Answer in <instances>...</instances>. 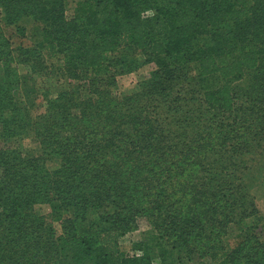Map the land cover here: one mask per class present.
<instances>
[{
  "label": "trees",
  "instance_id": "1",
  "mask_svg": "<svg viewBox=\"0 0 264 264\" xmlns=\"http://www.w3.org/2000/svg\"><path fill=\"white\" fill-rule=\"evenodd\" d=\"M21 18L42 26L13 46ZM132 47L162 64L119 97L109 65ZM0 62V144L30 123L18 63L91 71L42 92L39 155L0 147V264H153L149 239L178 254L168 264H264V240L243 224L264 192V0H81L71 18L65 0H0ZM43 202L63 233L34 211ZM141 218L151 236L126 254L120 237Z\"/></svg>",
  "mask_w": 264,
  "mask_h": 264
},
{
  "label": "rangeland",
  "instance_id": "2",
  "mask_svg": "<svg viewBox=\"0 0 264 264\" xmlns=\"http://www.w3.org/2000/svg\"><path fill=\"white\" fill-rule=\"evenodd\" d=\"M79 1L81 0H65V15L67 18H71L74 15L76 5ZM16 24L25 27L26 36L22 38L20 34H14L13 37H11L13 46H17L20 43H23V45H30V42L39 36L40 27L42 26L41 21L32 18H21ZM13 29H16V26H14ZM226 29L231 30L232 28L226 25ZM7 30L13 33L11 28ZM230 34L232 36V32ZM118 58L119 61L115 63L112 62L109 65V69L116 74V85L113 89L114 94L119 97L135 92L139 88L141 81L147 78L152 71L162 64L159 58L151 57L146 51L134 47L123 49L121 53H119ZM227 58L228 56L223 57V59ZM187 70L190 75H195L197 71L195 62H188ZM17 73L20 77V96H22L24 101L28 104L26 114L28 115L30 123L28 121L29 126L22 134L11 138L10 141L5 144L1 142L0 147H11L23 152L26 156H35L39 155L41 150L31 124L36 119L37 114L44 111V106L42 105V92L45 90L53 92L54 90H63L69 87L84 85L91 71L82 69L81 76L78 79L66 78L58 74L55 69H52V71H47L46 69L39 74L32 75L30 69L25 64L18 63ZM4 80V64L0 62V83ZM251 81L252 74L249 73L239 84L246 85ZM256 203L258 207L257 214L245 219L243 224L251 226L259 238L264 240V192L256 193ZM33 207L34 211L41 214L48 223V226H52L57 234L63 233L64 228L62 221L52 217L51 206L48 203H37ZM151 232L147 220L141 218L137 229L127 232L120 237L123 251L126 254L141 253L139 250L135 251L132 249V242L151 236ZM238 233L239 229L236 225L230 228L229 233L224 237V243L227 249L232 248ZM149 242V252L153 264H168L176 260L178 256L176 252L168 250L165 255H161L160 247L153 245V241H150V239ZM181 260L185 263H192L195 258L184 255Z\"/></svg>",
  "mask_w": 264,
  "mask_h": 264
}]
</instances>
